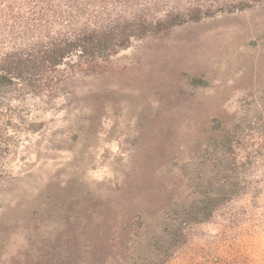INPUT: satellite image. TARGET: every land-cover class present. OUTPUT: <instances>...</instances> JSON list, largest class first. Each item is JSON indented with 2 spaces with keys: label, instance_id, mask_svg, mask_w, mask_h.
<instances>
[{
  "label": "rangeland",
  "instance_id": "1",
  "mask_svg": "<svg viewBox=\"0 0 264 264\" xmlns=\"http://www.w3.org/2000/svg\"><path fill=\"white\" fill-rule=\"evenodd\" d=\"M158 3L189 15L0 89V264H264V0ZM222 158L237 192L195 221Z\"/></svg>",
  "mask_w": 264,
  "mask_h": 264
},
{
  "label": "trees",
  "instance_id": "2",
  "mask_svg": "<svg viewBox=\"0 0 264 264\" xmlns=\"http://www.w3.org/2000/svg\"><path fill=\"white\" fill-rule=\"evenodd\" d=\"M160 0H0V89L16 83L29 88L48 85L46 73L66 59H104L133 40L182 22V9L151 13ZM189 10V9H188ZM196 20L211 12L195 7ZM234 158L205 163L203 193L189 204L188 214L203 221L237 192L240 183L228 166ZM217 165V166H216ZM182 225V242L186 240ZM174 234V232L172 233ZM172 250L150 252L143 263L162 264ZM165 254V255H164ZM136 264V263H134Z\"/></svg>",
  "mask_w": 264,
  "mask_h": 264
}]
</instances>
